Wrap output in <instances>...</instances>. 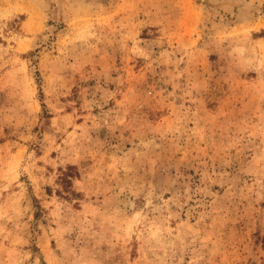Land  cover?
Returning a JSON list of instances; mask_svg holds the SVG:
<instances>
[{"label":"rangeland","instance_id":"374dc122","mask_svg":"<svg viewBox=\"0 0 264 264\" xmlns=\"http://www.w3.org/2000/svg\"><path fill=\"white\" fill-rule=\"evenodd\" d=\"M0 264H264V0H0Z\"/></svg>","mask_w":264,"mask_h":264}]
</instances>
